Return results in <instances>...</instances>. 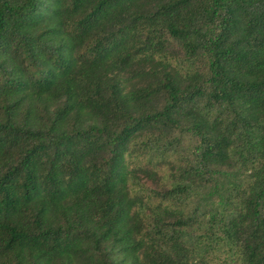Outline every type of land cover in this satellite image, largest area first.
I'll list each match as a JSON object with an SVG mask.
<instances>
[{"label": "trees", "instance_id": "1", "mask_svg": "<svg viewBox=\"0 0 264 264\" xmlns=\"http://www.w3.org/2000/svg\"><path fill=\"white\" fill-rule=\"evenodd\" d=\"M0 264H264V0H0Z\"/></svg>", "mask_w": 264, "mask_h": 264}]
</instances>
